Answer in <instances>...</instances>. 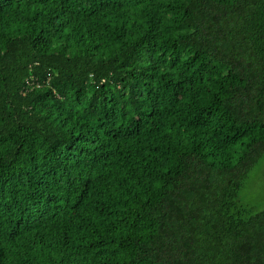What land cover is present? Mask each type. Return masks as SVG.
Here are the masks:
<instances>
[{"label":"trees","instance_id":"trees-1","mask_svg":"<svg viewBox=\"0 0 264 264\" xmlns=\"http://www.w3.org/2000/svg\"><path fill=\"white\" fill-rule=\"evenodd\" d=\"M252 183L264 0H0V264H264Z\"/></svg>","mask_w":264,"mask_h":264},{"label":"rangeland","instance_id":"rangeland-1","mask_svg":"<svg viewBox=\"0 0 264 264\" xmlns=\"http://www.w3.org/2000/svg\"><path fill=\"white\" fill-rule=\"evenodd\" d=\"M263 184L252 183L251 186H248L246 192L244 193V196L249 203H255L259 197L260 199H262V201L264 200V185ZM242 196H243V191H242Z\"/></svg>","mask_w":264,"mask_h":264}]
</instances>
